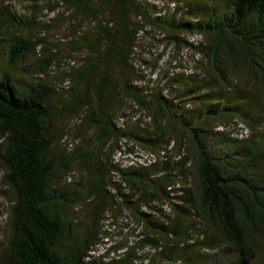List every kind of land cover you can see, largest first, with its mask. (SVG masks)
Listing matches in <instances>:
<instances>
[{"label":"trees","instance_id":"trees-1","mask_svg":"<svg viewBox=\"0 0 264 264\" xmlns=\"http://www.w3.org/2000/svg\"><path fill=\"white\" fill-rule=\"evenodd\" d=\"M29 1L0 0V264H214L211 242L231 250L219 264H255L264 201L236 164L264 168V132L217 128L264 124V0ZM127 215L142 231L111 254L105 225Z\"/></svg>","mask_w":264,"mask_h":264},{"label":"rangeland","instance_id":"rangeland-1","mask_svg":"<svg viewBox=\"0 0 264 264\" xmlns=\"http://www.w3.org/2000/svg\"><path fill=\"white\" fill-rule=\"evenodd\" d=\"M7 3L11 6V8H14L15 11L20 12V13H24V11H26L28 8H30L29 7L30 6L29 0H7ZM160 4H161V7H163V9L165 11L169 10L170 6H168L166 0L163 3L160 2ZM63 9H66V7H64ZM45 11H47L46 8H44L43 13L40 15L42 17L43 21H45V22L47 20H50L56 14L55 12H48L47 13ZM66 12H64V13H66ZM68 25H69V22L67 21V22L61 24L60 28L67 27ZM57 29H59V28H57ZM55 32L57 33V31H55ZM39 33H42V31H40ZM150 38H151L150 35L146 36V38H143V46L147 45V47L146 48L142 47L139 49L140 52H142L145 55L149 54V52L152 48V46L150 44L152 41L150 40ZM57 39H59V38H57ZM147 41H149V42L147 43ZM161 50H162V48L159 49V48L155 47V54H159L161 52ZM66 54H70L69 49H67L65 51V55ZM65 55H62V59H63L64 64H61V67H64V68L68 67L69 66L68 64L69 63L71 64V62L74 61L73 56H75L73 54H71L70 56H65ZM39 56H41V54L38 56L30 55L27 61H35ZM180 68H178V70H181ZM183 68H186V67L183 66ZM52 73H53V75L51 76V78L53 79L54 75L57 74L55 66L52 69ZM69 84L70 83L65 84L64 86H69ZM61 97L63 98V93H62ZM68 97H69V95L66 94V92H64V98H68ZM217 129H220L221 131H223V135L221 136V137H223V139L230 137L232 139H238V140H245L246 139L248 141H255L258 138L260 142H263V138L258 134L260 132H264V124H262V127L260 129L259 128L258 129H252L250 126H248L244 122L231 120L226 125H222V126L218 127ZM117 156L119 157V159L122 162H124V164H127V165L128 164L129 165H132V164L133 165L148 164L152 160H154V158H155L152 154H149L148 152H141V153H134V154L126 153V154H123V156L120 154H117ZM255 163H256L255 160L247 161V159L242 158V159H237L236 166L239 170L238 174L240 176H244L245 178H247L249 180L250 185L257 188V190H256L257 195H258V197L259 196L261 197L260 200H262V202H263L264 201V197H263V194H264V168L263 167L259 168L258 166L255 165ZM4 188H5V186H4V184L0 178V230H1L0 231V244H1V241L3 239L5 225L7 224V201H6V195L4 192ZM250 188H251L250 186H248V188H243L241 193L244 196V198L248 201L251 210L255 211L254 210L256 208L255 205H257L258 201L250 198L251 196L248 194V193H250V191H248V190H252V188L251 189ZM253 201H255V202H253ZM258 204H260V202ZM167 211L170 212V208H167ZM111 214H112V212L109 211L108 215H111ZM127 214H129V212ZM122 216L119 218L118 224L113 225L112 219L110 217V219H108L107 222H110L111 226L108 227L107 225H105V228L109 229L110 232L113 233V235L110 234L111 236L108 239H105V242H104V244L106 246L105 248L106 249L110 248L111 254H113V252L115 253V251L112 247L120 244L121 239H122L121 238L122 232L125 233V238H128L129 240H134V238H137L138 234H140L142 231V224L141 223H139L138 221L133 219L131 216H128V215L125 217H122ZM111 229H113V230L111 231ZM201 235H202V233H198L196 237L201 239ZM258 241H260L261 243H264V230L262 231V237H260L258 239ZM220 246H221L220 242H211L208 244H204V248H206V250H204V252H206L209 256V258H205V260L207 262L209 261L210 263H214V264L223 263L230 256L231 250H223L220 248ZM223 246H225V245H223ZM0 247H1V245H0ZM106 249L102 250L101 253L104 254ZM258 250H259V258L255 264H264V245L260 246V248H258ZM122 251L123 250H121L120 252H122ZM108 257L109 256L107 254H105L104 258H108ZM196 259L198 260V258H196Z\"/></svg>","mask_w":264,"mask_h":264}]
</instances>
